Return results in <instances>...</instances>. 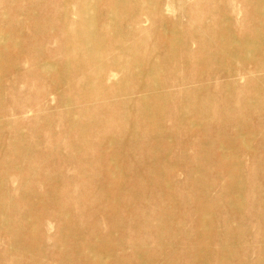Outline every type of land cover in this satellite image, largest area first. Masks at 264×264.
I'll list each match as a JSON object with an SVG mask.
<instances>
[{"label": "rangeland", "instance_id": "1", "mask_svg": "<svg viewBox=\"0 0 264 264\" xmlns=\"http://www.w3.org/2000/svg\"><path fill=\"white\" fill-rule=\"evenodd\" d=\"M8 1L0 0V12ZM254 3L253 0H19L18 4H12V8H21L23 11L26 33H29L28 27L33 23L27 19L31 9L40 14L48 28L52 27L53 18L49 16L54 9V68L66 69L63 81L54 88V172L43 175L54 176V195L60 197V205L54 201V247L47 243L53 230L45 220L41 226L44 252L49 254L54 249V264H61L63 260H67L69 264H78L70 243H66L65 256L62 254V246L59 245L62 228L57 217L59 207L60 211L71 216L81 238L88 241V229L79 218V209L86 205L80 201L78 209L75 210L79 201L75 187L79 189L80 183L74 180L77 177H87L90 173L72 168L74 164L70 163L77 162V158L69 156L68 146L76 142L84 150L115 133L113 129L120 124L117 122L119 103L124 100L137 101L141 97L138 81L134 76L132 79L126 77V67L129 75L135 68L146 72L152 67V59L156 60L161 70L154 76L163 92L173 96L168 103L170 108L188 106L191 109L195 101L190 93L201 89L203 98H209L210 107L214 108L216 116L212 126L216 130L215 127L231 119L225 110L232 106H246L253 97L260 96L264 85L248 83L249 80L260 77L254 73L246 74L247 69L254 67L253 62L244 64L238 59L233 63L231 78H228L217 62L203 63L199 59L204 56L213 58L217 54L216 47L211 42L221 36L229 34L237 39H245L247 29L244 26H248L251 21ZM222 20H225L228 27L226 33L220 31ZM102 32L106 35L101 36ZM262 32L264 33V29ZM45 38L40 37L38 47L45 50L46 56L52 43L47 41V46L43 43ZM168 48H173L172 55H169ZM241 68L244 70H240ZM173 77L178 79L171 80ZM20 79L13 76L12 81L4 79L0 82V89L6 88V96L1 99L4 107L16 105L18 102L27 107L34 102V105L38 104L41 108L42 96L51 102L53 96L44 95L45 92L39 88L41 85L45 88L47 82L38 77L34 91L27 92L22 98L14 95L25 87ZM227 87L231 97L225 102L223 96ZM208 106L209 104L205 105ZM170 115L172 121L162 117L152 120L156 128L164 130L167 136L176 120L175 116L171 113ZM26 118L31 120L33 117L30 114ZM97 118L98 121L95 120ZM242 121L246 123L247 129L241 134L234 131L237 121H229L231 125L225 134V138H229L228 142L215 134L192 137L183 134L178 136L171 132L172 137L164 138L162 143L153 144L154 149H149L146 143L132 150L130 155L135 161L121 166L116 173L119 176L125 168L128 171L131 169L132 174L136 171L145 173L147 168H155L160 171L159 174L169 176L172 187L177 191H186L188 186L185 188V173L189 166L183 165L185 157H194L199 152L211 159L213 156L231 152L233 156L224 160L228 162L237 155L240 163L238 180L243 184V191L239 198L234 192L223 195L220 190L224 193L226 183L229 184L231 180L226 182L225 178H221L218 182L214 181L215 187L208 192V202L205 205H209V202L217 204L216 213L199 215L197 206L190 199L168 221H160L161 225L155 224V227L136 233L132 231L133 222L125 210L112 218L96 215L85 217L84 221L87 218L92 222V229L101 239H106L109 235L115 237L120 246L118 249L113 246V251L118 256L131 258L132 244L140 245L144 261L149 264H190L192 261L187 256L190 257L196 251L202 253L203 264H259L264 260L260 254V250H264V171L260 168V164H264V144L261 143V136L264 134V110L256 120L245 114ZM80 125L86 127L83 136ZM159 140L161 139L156 141ZM191 143L198 148L188 146ZM170 167L172 171L165 173V169ZM214 173L215 170H212L211 174ZM25 175L28 177L27 170ZM36 177H33L36 181L33 183L39 184ZM252 180H256V184L250 183ZM145 188L148 190L143 193L138 204L144 214L155 211L158 206L157 196H163L162 190L158 188L152 194L153 188L149 185ZM175 189L173 190L176 191ZM229 197L236 201L232 206L236 210L233 215L230 213L232 209L226 208L230 205H224ZM164 205V212L171 209L169 204ZM88 211L92 212V207ZM225 217L228 218L226 225L223 224ZM108 228H115L116 231L111 233ZM202 230L208 232L206 245L197 241ZM237 231L242 238L235 246L219 241L224 240L222 235L225 233ZM224 248L234 252L233 259H218V253ZM103 263L109 264V259H104ZM130 264L137 262L133 259Z\"/></svg>", "mask_w": 264, "mask_h": 264}, {"label": "bare ground", "instance_id": "2", "mask_svg": "<svg viewBox=\"0 0 264 264\" xmlns=\"http://www.w3.org/2000/svg\"><path fill=\"white\" fill-rule=\"evenodd\" d=\"M253 1H255L254 13L251 15L248 26H244L247 29L245 39H237L229 34L221 36L211 42L216 47L217 54L213 58L201 57L199 61L217 62L228 78H231L233 63L238 59L244 64L253 62L254 67L247 69L246 74L254 73L260 77L249 80L248 83L264 85V76H262L264 74V33L262 32L264 0ZM14 3L18 4L19 0H9L0 12V82L4 79L12 81L13 76L20 77L25 87L14 95L22 98L27 92L35 90L36 77H38L47 82L45 88L44 85L39 86L41 83L38 85L39 88L41 87V90L45 92L44 95L49 94L53 98L49 102L45 96L40 97V102L43 104L41 108L38 104L34 105V102L29 103L27 107H23L20 102L4 107L1 99L6 96V88L0 89V264H54V249L49 254L44 252L41 226L45 220L49 228L53 230L47 243H51L54 247V201L59 204L60 197L54 195V176L43 177V175L54 172V88L63 81L66 69L54 68V9L50 11L52 15L49 16L53 18L51 28L47 27L46 22L40 18L36 10L31 9L27 19L32 20L33 23L28 27L29 33H26L23 26V11L21 8H12ZM153 9L158 11L157 8ZM224 21H221L220 31L226 33L228 27ZM105 35V32H102L101 36ZM41 36L46 37L43 43L47 46L48 43H52L46 56L45 50L38 47ZM168 53L172 55L173 48H168ZM151 64L150 70L143 72L135 68L130 75L126 67V77L136 78L141 97L137 101L124 100L119 103L117 122L120 124L113 129L115 133L112 136L108 135L84 150H81L76 142L68 146L69 156L77 158V162L70 163L74 164L72 168L90 173L87 177H77L74 180L80 183L79 189L75 187V193L79 196L75 210L78 209L80 201L86 205L79 209V218L88 229V241L81 238L71 216L60 211V207L57 209V217L62 228L59 233L62 254L65 253L66 243H70L78 264H104L103 260L107 258L109 264H130L133 259L137 264H149L144 261L145 257L140 245L135 243L132 244L131 258L116 255L113 246L118 249L120 244L113 235L101 239L92 229V222L87 220L90 216L104 215V218H112L113 215H119L125 210L132 219V231L136 233L145 228L155 227V224L161 225L160 221H168L190 199L197 206L199 215L216 213L217 204L209 202L206 206L205 203L208 202V192L215 187L214 181L218 182L221 178H225L226 182L228 179L231 180L229 184L226 183L224 193L220 190L221 194L228 195L234 192L237 198L242 194L243 184L238 180L240 163L237 155L228 162L224 160L233 156L231 152L213 156L211 159L199 152H196L194 157H185L183 165L189 166L185 173V188L188 186L186 191H177L175 187H172L169 176L159 174L160 171L155 168H147L145 173L136 171L134 174L131 173V169L128 171L125 168L119 176L116 175L121 166L135 161L130 153L142 144L148 143L149 149H154L153 144L162 143L166 137L171 138V132H175L178 136L183 134L192 137L215 134L228 142L229 138L227 136L225 138V134L231 125L230 120L237 121L234 124V131L236 134H241L247 129L242 116L246 114L249 118L256 120L259 113L264 110L263 88L260 96L253 97L246 106H232L225 110L231 119L215 127L216 130H214L212 126L216 116L214 108L210 107L209 98H203L201 89H197L196 93L195 90L190 93L193 95L190 97H193L195 101L191 109L188 106L170 108L168 103L173 96L163 92V88L157 84L154 76L156 73L158 75L161 67L154 59ZM177 79V77L171 78V80ZM110 89L113 91L112 88ZM124 90L127 91L125 88ZM108 93L111 94V91ZM229 96L231 97V94L227 87L223 101L227 102ZM207 104L209 106L205 107ZM170 113L176 117V120L167 136L164 130L156 128L152 120L162 117L172 121ZM30 114L33 117L31 120L26 118V115ZM66 116L70 117V114ZM98 119L95 120L98 121ZM187 121L189 123L186 124ZM85 132L86 127L80 125L81 135L83 136ZM157 138L161 140L156 141ZM261 141L264 144V134L261 136ZM189 145L192 148H198L194 143ZM262 157L264 158L263 152ZM180 165L178 167H181ZM260 168L264 171V164H260ZM26 170L29 178L25 175ZM212 170H215L214 174H211ZM171 171L172 167L165 169L164 172ZM35 176L39 184L33 183ZM262 180L264 185V175ZM256 182L252 180L250 183L256 184ZM146 185L154 189L151 194L157 192L158 188L162 190L163 196L162 198L157 196L158 206L155 211L144 214L140 211L138 204L141 202L143 193L146 189L148 190L145 188ZM226 201L224 205H230L226 208L232 209L230 213L233 215L236 210L232 206L236 201L230 197ZM164 204H169L171 209L164 212ZM90 207L92 212L88 211ZM158 211L160 212L157 213ZM85 217L87 218L84 221ZM227 223L228 218L225 217L223 224ZM109 228L108 231L111 233L116 231L115 228ZM28 229L31 231L28 232ZM37 233L40 235L37 236ZM222 236L224 240L219 241L228 243L232 247L240 243L242 238L239 231L225 233ZM198 237V243L206 245L208 232L202 230ZM214 240L217 238L214 237ZM201 254L200 251H196L191 253L190 257L187 256L192 261L190 264H203ZM260 254L264 258L263 249L260 250ZM225 257L228 260L233 259L234 252L229 248L221 249L218 259L223 260ZM61 264H69V262L63 260ZM259 264H264V260H261Z\"/></svg>", "mask_w": 264, "mask_h": 264}]
</instances>
